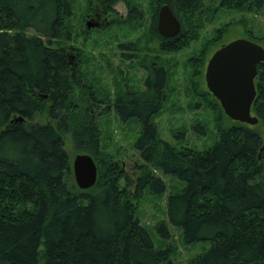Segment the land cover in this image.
Instances as JSON below:
<instances>
[{
	"label": "trees",
	"instance_id": "1",
	"mask_svg": "<svg viewBox=\"0 0 264 264\" xmlns=\"http://www.w3.org/2000/svg\"><path fill=\"white\" fill-rule=\"evenodd\" d=\"M98 1L110 6L117 0ZM162 3L181 21L172 37L155 31ZM263 5L264 0H152L147 34L160 50L175 51L196 38L202 10L255 13ZM69 15L68 0H0V264H174L169 247H153L135 215L133 201L143 188L164 190L151 168L182 183L166 195L168 224L184 244H209L190 264H264V59L253 78L250 113L257 122L217 124L215 142L199 151L158 137L151 119L165 99L161 65L151 63L141 90L126 88L114 96L118 120L140 123L133 146L141 163L134 165L130 193L123 169L103 156L95 116L85 108L91 93L85 97L75 55L69 58L70 47L64 46ZM224 30L217 28L211 40ZM244 33L264 41L250 29ZM203 50L192 63L198 70L205 64ZM36 115L45 121H34ZM18 116L23 119L11 120ZM194 128L202 132L200 125ZM64 139L94 163H106L90 187L75 185ZM154 230L167 236L160 221Z\"/></svg>",
	"mask_w": 264,
	"mask_h": 264
},
{
	"label": "rangeland",
	"instance_id": "2",
	"mask_svg": "<svg viewBox=\"0 0 264 264\" xmlns=\"http://www.w3.org/2000/svg\"><path fill=\"white\" fill-rule=\"evenodd\" d=\"M68 1L70 15L66 25L70 39L64 46H69L67 50L75 55L77 79L85 97L90 92L92 99L90 102L89 98L85 101L79 98L78 103L83 100L85 108L95 116L100 150L106 159L123 169L130 193L137 173L134 165L141 163L133 146L140 123L134 118L118 120L111 100L126 88L141 90L142 79L152 62L161 65L165 72V99L151 119L160 139L177 148L187 146L199 151L215 142L217 124L219 127L231 124L206 90L203 69L198 70L192 63L203 48L207 59L217 44L238 37L246 38L245 29L252 30L257 37H264V5L255 13L220 7L204 15L202 10L199 20L196 18V23L200 24L194 29L196 38L175 51H168L160 50L147 34L152 0H117L110 6H104L98 0ZM215 5L216 1L211 6ZM86 21L93 24L87 28ZM178 21L180 28L181 21ZM219 27L225 28L224 33L213 42L211 39ZM26 34L34 35L31 30H26ZM257 42L264 49V41ZM128 44L132 45V49L126 48ZM33 120L45 121L40 115ZM195 125H200L202 132H197ZM63 148L71 164L77 152L72 150L66 139ZM95 165L96 172L106 167L104 160L97 161ZM151 171L163 182L164 190L153 194L148 188H143L133 201L135 215L148 232L153 247H169V258L174 264H190L191 259L207 249L209 244L201 241L184 244L181 241L179 230L167 222L165 198L167 194L179 191L182 183L161 174L156 168H151ZM124 180L121 178L119 184L124 185ZM159 221L166 226V237H160L154 230Z\"/></svg>",
	"mask_w": 264,
	"mask_h": 264
},
{
	"label": "water",
	"instance_id": "3",
	"mask_svg": "<svg viewBox=\"0 0 264 264\" xmlns=\"http://www.w3.org/2000/svg\"><path fill=\"white\" fill-rule=\"evenodd\" d=\"M85 22L88 28L92 25ZM156 32L160 37H172L179 31V21L167 4L156 12ZM264 59V49L247 38L231 39L214 49L206 59L203 81L207 91L217 100L223 114L231 120L254 125L257 119L250 113L255 95L253 78L256 64ZM20 120L21 117L16 118ZM71 173L80 189L90 187L96 178V165L86 153L74 154Z\"/></svg>",
	"mask_w": 264,
	"mask_h": 264
},
{
	"label": "flooded vegetation",
	"instance_id": "4",
	"mask_svg": "<svg viewBox=\"0 0 264 264\" xmlns=\"http://www.w3.org/2000/svg\"><path fill=\"white\" fill-rule=\"evenodd\" d=\"M157 8H158V7H157ZM156 12H157V9H156ZM151 13H152V12L150 11L149 16L151 15ZM149 20H150V17H148V24H149ZM155 23H156V16H155ZM85 27H86V26H85ZM155 31H156V28H155ZM156 33H157V32H156ZM176 34H177V33H176ZM127 49H131V48H127ZM69 58L72 59V58H73V55H70ZM145 76H146V74H145ZM145 76H144V78H145ZM144 78L142 79V82H143ZM124 90H125V89H124ZM124 90H123V91H124ZM123 91H122V92H123ZM91 101H92V100H90V102H91ZM21 119H23V118H21ZM21 119H20V120H17L16 117H15V118H13V119H11V120L21 121Z\"/></svg>",
	"mask_w": 264,
	"mask_h": 264
}]
</instances>
